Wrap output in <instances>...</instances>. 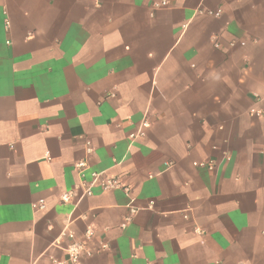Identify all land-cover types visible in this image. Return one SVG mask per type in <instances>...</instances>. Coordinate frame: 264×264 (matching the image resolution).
<instances>
[{"label":"crops","instance_id":"0c3cea01","mask_svg":"<svg viewBox=\"0 0 264 264\" xmlns=\"http://www.w3.org/2000/svg\"><path fill=\"white\" fill-rule=\"evenodd\" d=\"M162 1L0 0V264H264V0Z\"/></svg>","mask_w":264,"mask_h":264},{"label":"built area","instance_id":"2783aa9c","mask_svg":"<svg viewBox=\"0 0 264 264\" xmlns=\"http://www.w3.org/2000/svg\"><path fill=\"white\" fill-rule=\"evenodd\" d=\"M169 6V3L167 0H163L162 2L154 3V8L161 9L166 8ZM210 15H213L215 17H219L221 15V11H218L216 13H209ZM6 28H10V21L6 20L5 22ZM253 115H256L258 117L262 116L263 113L260 111H252ZM151 128V123L145 119L143 120L137 130L135 132H132L129 135V138L132 141H136L139 139H143L146 137L147 130ZM194 166L197 168H206L208 170H214L215 165L213 162L209 163H194ZM75 169L80 173V176L83 178L85 176V173L88 169V163L86 161H80L77 164H75ZM98 187L104 192L107 191H113V190H123L124 193L127 196H130L132 190L129 186L125 185L120 178L109 176L106 172H93L91 173V179L88 183H85V195L86 196H92V188ZM71 198V194L67 193L63 196V201L68 202ZM35 210L43 211L46 209V204L44 201H40L39 204L34 205ZM132 213H136V210H133ZM94 230L93 228H88L85 233L84 241H78L76 239V236L73 232H66L64 236L67 238L68 242L62 246V249L66 253V259L65 261H54V264H80L84 259L92 257L96 252L99 251H106L108 249L107 244L102 243L100 244L98 249H92L88 246V242L93 240L94 238ZM58 246H61V243L57 244Z\"/></svg>","mask_w":264,"mask_h":264}]
</instances>
